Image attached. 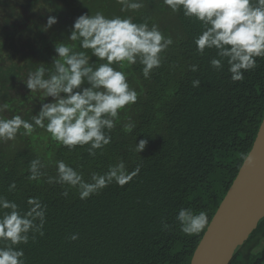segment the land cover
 <instances>
[{
    "label": "trees",
    "instance_id": "1",
    "mask_svg": "<svg viewBox=\"0 0 264 264\" xmlns=\"http://www.w3.org/2000/svg\"><path fill=\"white\" fill-rule=\"evenodd\" d=\"M138 12H122L116 0H0V117L20 115L31 121L43 100L25 86L39 63L51 68L56 43L68 40L81 14L102 11L106 16H132L133 22L156 24L173 45L162 53L159 68L149 79L136 63L119 69L128 74L138 93L135 104L120 112L112 142L103 152L88 155L85 146L71 151L37 127L31 136L0 142V195L26 209L29 197L46 205L43 235L35 234L24 251L25 264H190L206 228L186 235L176 220L181 208L205 211L210 222L255 139L264 115V58L233 82L225 63L222 71L209 61L215 50L196 52L200 25L172 12L163 0H143ZM58 22L46 28L48 17ZM90 54V53H89ZM95 61V57L91 58ZM198 70L192 72L189 66ZM200 86L193 87L192 81ZM4 105H8L4 108ZM135 122L132 133L123 125ZM23 130L21 129V132ZM147 139L141 153L135 144ZM39 158L45 176L30 181L29 164ZM64 160L82 171L86 180L123 160L140 172L123 187L113 183L85 200L76 189L49 184L55 162ZM15 183L14 191L9 185ZM162 222L168 229L162 228ZM78 234L73 241L69 237ZM229 264H264V216L235 250Z\"/></svg>",
    "mask_w": 264,
    "mask_h": 264
},
{
    "label": "clouds",
    "instance_id": "2",
    "mask_svg": "<svg viewBox=\"0 0 264 264\" xmlns=\"http://www.w3.org/2000/svg\"><path fill=\"white\" fill-rule=\"evenodd\" d=\"M116 2L122 12H138L144 7L143 0ZM163 3L172 12L182 11L184 17L199 23L201 30L193 40L196 52L203 55L214 49L210 66L222 71L226 63L233 82H242L244 73L257 67L256 58H264V0H163ZM57 22L56 17H48L46 28ZM67 38L73 43L55 44L52 67L39 63L24 83L29 92H40L42 101L51 99L41 103L31 121L20 115L0 117V142L14 141L18 133L31 136L39 127L70 151L87 146L88 155L95 157L97 150L102 153L112 142L110 133L120 120L121 110L135 104L138 98L137 91L128 83V74L117 68L139 63L143 66V77L149 79L153 69L161 66L162 53L173 45L172 38L165 36L156 24L149 27L147 21L135 23L132 16L108 17L99 10L75 18ZM189 70L196 72L197 65H190ZM192 85L199 87L200 81L193 80ZM135 128L130 118L123 125L125 133H132ZM147 144V139H140L134 152L141 153ZM45 167L41 159H33L28 179L40 180L45 176ZM55 167L56 175L48 176L46 182L66 186L62 193L65 197L69 195L67 189H76L81 200L99 194L113 183L123 187L141 168L137 164L129 171L120 160L103 173H91L86 180L82 171L64 160L56 161ZM15 188V183L9 185V191ZM26 205V209L21 208L0 195V264H25L24 251L18 246L27 244L30 234L32 239L36 233L44 234L46 205L34 196L26 200ZM176 220L180 230L189 236L201 233L209 224L205 211L194 213L189 208H181ZM169 227L162 222L163 229ZM78 238V234L69 237L73 241Z\"/></svg>",
    "mask_w": 264,
    "mask_h": 264
},
{
    "label": "water",
    "instance_id": "3",
    "mask_svg": "<svg viewBox=\"0 0 264 264\" xmlns=\"http://www.w3.org/2000/svg\"><path fill=\"white\" fill-rule=\"evenodd\" d=\"M264 216V115L252 146L196 246L190 264H229Z\"/></svg>",
    "mask_w": 264,
    "mask_h": 264
}]
</instances>
